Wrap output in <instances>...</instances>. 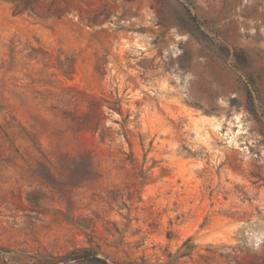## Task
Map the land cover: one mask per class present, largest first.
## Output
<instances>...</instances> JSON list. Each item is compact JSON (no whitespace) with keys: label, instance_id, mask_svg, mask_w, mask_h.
Segmentation results:
<instances>
[{"label":"rangeland","instance_id":"rangeland-1","mask_svg":"<svg viewBox=\"0 0 264 264\" xmlns=\"http://www.w3.org/2000/svg\"><path fill=\"white\" fill-rule=\"evenodd\" d=\"M0 264H264V0H0Z\"/></svg>","mask_w":264,"mask_h":264},{"label":"bare ground","instance_id":"bare-ground-1","mask_svg":"<svg viewBox=\"0 0 264 264\" xmlns=\"http://www.w3.org/2000/svg\"><path fill=\"white\" fill-rule=\"evenodd\" d=\"M160 70V69H159Z\"/></svg>","mask_w":264,"mask_h":264}]
</instances>
